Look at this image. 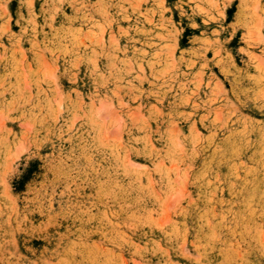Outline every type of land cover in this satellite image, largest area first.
I'll use <instances>...</instances> for the list:
<instances>
[{
	"label": "rangeland",
	"instance_id": "1",
	"mask_svg": "<svg viewBox=\"0 0 264 264\" xmlns=\"http://www.w3.org/2000/svg\"><path fill=\"white\" fill-rule=\"evenodd\" d=\"M0 264H264V0H0Z\"/></svg>",
	"mask_w": 264,
	"mask_h": 264
},
{
	"label": "bare ground",
	"instance_id": "2",
	"mask_svg": "<svg viewBox=\"0 0 264 264\" xmlns=\"http://www.w3.org/2000/svg\"><path fill=\"white\" fill-rule=\"evenodd\" d=\"M212 175V174H211ZM257 185V184H256ZM177 237V236H176Z\"/></svg>",
	"mask_w": 264,
	"mask_h": 264
}]
</instances>
